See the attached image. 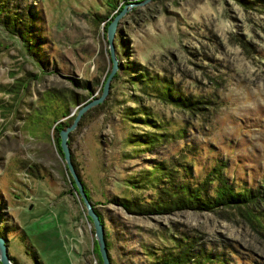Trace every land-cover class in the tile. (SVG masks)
Listing matches in <instances>:
<instances>
[{
	"label": "rangeland",
	"instance_id": "rangeland-1",
	"mask_svg": "<svg viewBox=\"0 0 264 264\" xmlns=\"http://www.w3.org/2000/svg\"><path fill=\"white\" fill-rule=\"evenodd\" d=\"M140 1L2 0L16 22L13 35L0 25V223L15 227L5 234L16 264L33 263L16 225L3 223L5 203L41 264H100L54 126L100 94L111 65L105 26L123 5L106 93L65 141L110 264L182 248L196 264H264V0ZM63 104L66 114L49 115ZM216 165L233 191L257 199L174 208L179 187L198 186ZM214 187L201 185V198ZM119 198L167 209L130 214Z\"/></svg>",
	"mask_w": 264,
	"mask_h": 264
},
{
	"label": "trees",
	"instance_id": "trees-1",
	"mask_svg": "<svg viewBox=\"0 0 264 264\" xmlns=\"http://www.w3.org/2000/svg\"><path fill=\"white\" fill-rule=\"evenodd\" d=\"M105 1L108 4L111 3V0H105ZM110 17L107 20H109ZM15 20H16V17L12 15L9 16L7 9L5 10V5L3 4L2 0H0V25L3 26V28L5 29L8 35H13L15 33V22H16ZM18 37L20 41L22 42V46L24 45L26 51L27 50L29 51L30 48L26 46L27 40L25 39V37L22 34H19ZM80 85L84 87L85 89H87L86 81L84 80L80 81ZM71 100H72V103H74V100H75L74 96L73 97L71 96ZM64 105L65 104L61 106H57V108L55 109L54 108L51 109L50 114L47 110L45 111L49 115H53V117L62 116L67 113V108H66L67 106H64ZM63 126H65L63 122H57V125L54 127H55V130H59ZM210 180H213L216 183V187H214L213 189V194L211 197L206 196V197L201 198L200 196L201 192L199 190V187H201V185L205 183H208ZM179 188H180V192L183 194L179 199L177 198L174 199L175 203L173 204L174 208H179V209L182 208V209H191V210H198V211H210V210H215L216 208H227V207L229 208L234 207L238 209L239 207L243 205L245 206L246 204H248V202L250 201L253 202L254 200L257 199V194H256L257 192L251 196L249 195L250 191L248 192L247 190L233 191V188L229 184H226L223 179H221L219 165L212 167L207 173L206 177L203 178V180L200 182L198 186H195L194 188L189 187V186L187 187L184 186L182 187V190H181V187ZM113 201L115 205L119 206L123 211L130 213V214L149 215V214L159 213L157 212L158 210L167 209L165 207H162L160 204L159 205L154 204V200L152 202H149L150 204L145 203L148 205L144 207H140L141 202L139 201H133V200L130 201V200L122 199V198L114 199ZM94 212L97 214L99 222L101 223L102 230H103V224H102L101 217L96 211ZM0 222H2V217H0ZM14 230H15L14 226L12 227L4 226L3 224L0 223V236L1 237H5V232L14 231ZM102 235H103L104 246H105L106 253H107L108 243L105 240L104 232ZM18 237H19L18 240L20 241V243H22L24 254H26L31 259L33 264H40L32 247L23 243L22 235H19ZM9 258L13 262V264H15L13 258L10 256ZM204 258L206 261L210 260L209 255L205 256ZM192 261H193L192 256H189L188 254H186L182 248L180 251H178L174 255H170V254L162 255L157 260L155 261L149 260V262L145 264H186V263L196 264L197 263V261L195 260L193 262ZM109 264H110V260H109Z\"/></svg>",
	"mask_w": 264,
	"mask_h": 264
},
{
	"label": "water",
	"instance_id": "water-1",
	"mask_svg": "<svg viewBox=\"0 0 264 264\" xmlns=\"http://www.w3.org/2000/svg\"><path fill=\"white\" fill-rule=\"evenodd\" d=\"M146 1H148V0H142L138 3V5H142ZM130 5H134V4H128V6H130ZM125 10H126V6L123 5L122 8L116 14H114L112 16L110 21L105 26V40H106V44H107V50H108L111 65H110L109 72L106 74V76L103 80L100 94L97 97L93 98L92 100H90L87 103L80 106L77 109L76 114L73 117V119L71 120V122L68 125H65L63 128L59 129L57 132L58 147H59V150L61 152L62 159L65 163V166H66L68 173L71 176L72 182L77 189V193L79 194V197H80L81 202L83 204V208L85 209V215L89 218V220L91 222L93 240H94L95 245H96V250H97V254L99 257L100 264H109V259H108L106 249L104 246V241H103L102 225L99 222L97 215L95 214V212H93V210L90 208V205L86 201V199H85V197L81 191L80 184L73 174L71 165H70L69 160H68V149H67L65 141H66V136H67L68 131H70L75 126V123H76L79 115L82 113V111H84L86 108L100 102L106 93L108 80L111 77V75L114 73L115 68H116L115 59L113 58V54H112L111 38L113 35L115 23H116L117 19L123 14V12ZM0 264H13V262L10 260L8 254L6 252V238L1 237V236H0Z\"/></svg>",
	"mask_w": 264,
	"mask_h": 264
},
{
	"label": "crops",
	"instance_id": "crops-1",
	"mask_svg": "<svg viewBox=\"0 0 264 264\" xmlns=\"http://www.w3.org/2000/svg\"><path fill=\"white\" fill-rule=\"evenodd\" d=\"M6 205H3L2 206V213H5L6 214V218L7 219H5V221L3 222L4 224H6V225H10V224H12V225H16V228L18 229V232H14V233H12V234H15V235H17V236H19V235H22L23 236V243H25V244H27V245H29V241H28V237H27V235L26 234H24L23 232H24V230L22 229V228H20V226L18 225V223L17 222H15V221H13V218H12V215L10 214V210H7V203H5ZM21 232V233H20ZM9 236V234L8 233H6L5 234V237H6V243H7V237ZM18 242H19V244L21 245V247H22V243H20V241L18 240ZM30 246V245H29ZM33 249V248H32ZM11 257V256H10ZM13 258V257H12ZM13 260H14V262H15V264H16V261H15V259L13 258ZM41 264V263H40Z\"/></svg>",
	"mask_w": 264,
	"mask_h": 264
}]
</instances>
